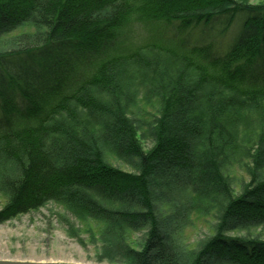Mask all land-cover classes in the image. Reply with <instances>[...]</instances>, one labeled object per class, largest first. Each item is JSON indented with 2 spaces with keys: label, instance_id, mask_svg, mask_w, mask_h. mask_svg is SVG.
Returning <instances> with one entry per match:
<instances>
[{
  "label": "trees",
  "instance_id": "16d2710c",
  "mask_svg": "<svg viewBox=\"0 0 264 264\" xmlns=\"http://www.w3.org/2000/svg\"><path fill=\"white\" fill-rule=\"evenodd\" d=\"M216 22L222 56L129 42ZM49 204L131 264H264V0H0V224Z\"/></svg>",
  "mask_w": 264,
  "mask_h": 264
},
{
  "label": "rangeland",
  "instance_id": "374dc122",
  "mask_svg": "<svg viewBox=\"0 0 264 264\" xmlns=\"http://www.w3.org/2000/svg\"><path fill=\"white\" fill-rule=\"evenodd\" d=\"M255 3V1H253ZM244 14H239L235 20V25H242L244 22ZM177 24L172 25H146L139 27L138 31L129 41L133 45H143L147 39L154 37L162 39H171L175 43L184 42L188 45L189 50L194 47L199 49L204 45L210 44L215 56L224 54L226 45L231 40V35L236 31L233 27L228 33L219 35L218 22L212 23L210 28L206 26H197L180 32ZM185 40V41H184ZM140 79L133 81V86L141 90L138 94V100L141 102L145 92L142 85H137ZM151 112V109H148ZM144 114L141 113L140 117ZM146 117V116H145ZM131 118V117H130ZM139 117L136 116V119ZM138 122V121H137ZM254 124V121L250 119ZM142 124L143 131H146L151 121L146 119ZM148 125H145V124ZM146 129V130H145ZM141 134V133H140ZM148 133L142 135L140 143L145 151L153 147V143L147 137ZM243 150L239 152L232 161L230 178L232 186L239 194L240 189L249 181L250 160L246 155H242ZM125 171H130L124 168ZM65 213L53 204L32 212L30 214L18 217L14 220L0 224V260L7 261H30V262H64L76 264H131L125 257L113 256L110 252L103 251V245L91 239L89 235L81 233L77 239L69 236V228L61 217ZM66 215V214H65ZM69 221L73 220L69 217ZM210 222V220H209ZM210 234L209 226L203 222L202 225L190 229L188 236L191 239V247H197L199 242H203L205 237ZM71 235V234H70ZM142 234L136 235V249H141Z\"/></svg>",
  "mask_w": 264,
  "mask_h": 264
},
{
  "label": "water",
  "instance_id": "95a60500",
  "mask_svg": "<svg viewBox=\"0 0 264 264\" xmlns=\"http://www.w3.org/2000/svg\"><path fill=\"white\" fill-rule=\"evenodd\" d=\"M0 264H76V263H64V262H30V261H7V260H0Z\"/></svg>",
  "mask_w": 264,
  "mask_h": 264
}]
</instances>
